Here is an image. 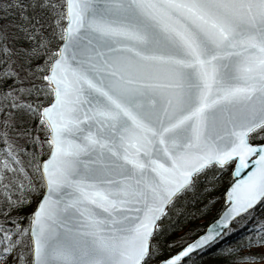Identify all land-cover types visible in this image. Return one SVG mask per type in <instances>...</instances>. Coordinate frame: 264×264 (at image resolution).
Instances as JSON below:
<instances>
[{"label":"snow or ice","instance_id":"6c2138e0","mask_svg":"<svg viewBox=\"0 0 264 264\" xmlns=\"http://www.w3.org/2000/svg\"><path fill=\"white\" fill-rule=\"evenodd\" d=\"M210 251L264 261V0H0V264Z\"/></svg>","mask_w":264,"mask_h":264},{"label":"trees","instance_id":"16d2710c","mask_svg":"<svg viewBox=\"0 0 264 264\" xmlns=\"http://www.w3.org/2000/svg\"><path fill=\"white\" fill-rule=\"evenodd\" d=\"M27 138H20L18 143L19 145L23 148V147H30V145H25V140ZM21 159L22 161L25 162V165L27 164V160H28V156H26L23 152H21ZM217 195H219V193H217ZM198 206V205H197ZM193 211L195 210L194 208L192 209ZM205 220L208 219V217H204ZM20 223L22 224H27V221H21ZM241 223H243V221H241ZM232 227L234 229H236V231H234L233 233H231L229 236H227L225 238L224 243H233L236 241H239L242 237L245 236L246 233V228L250 227V224L247 226H238L236 223L232 224ZM242 251H253V252H259L261 251L259 248H254V249H242ZM259 262H263V261H244L242 262V264H253V263H259ZM202 264H220V262L214 258L212 251H210L205 258L202 261Z\"/></svg>","mask_w":264,"mask_h":264},{"label":"rangeland","instance_id":"374dc122","mask_svg":"<svg viewBox=\"0 0 264 264\" xmlns=\"http://www.w3.org/2000/svg\"><path fill=\"white\" fill-rule=\"evenodd\" d=\"M261 250V249H260ZM253 264H264V261L263 262H259V263H253Z\"/></svg>","mask_w":264,"mask_h":264}]
</instances>
